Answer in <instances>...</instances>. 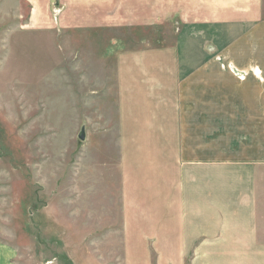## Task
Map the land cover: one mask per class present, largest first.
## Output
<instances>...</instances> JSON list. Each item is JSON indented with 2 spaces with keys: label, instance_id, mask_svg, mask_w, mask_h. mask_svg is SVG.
<instances>
[{
  "label": "rangeland",
  "instance_id": "1",
  "mask_svg": "<svg viewBox=\"0 0 264 264\" xmlns=\"http://www.w3.org/2000/svg\"><path fill=\"white\" fill-rule=\"evenodd\" d=\"M228 2L0 0V244L14 264L247 260L162 251L165 245L146 251L139 241L163 243L168 233L154 238V229L183 225L169 58L152 53L173 47ZM259 10L264 18V0ZM160 69L161 92H147L153 84L141 78L152 81ZM245 179L249 188L190 189L187 232L264 230V168Z\"/></svg>",
  "mask_w": 264,
  "mask_h": 264
},
{
  "label": "crops",
  "instance_id": "2",
  "mask_svg": "<svg viewBox=\"0 0 264 264\" xmlns=\"http://www.w3.org/2000/svg\"><path fill=\"white\" fill-rule=\"evenodd\" d=\"M190 27L192 32L180 35L173 47L152 53L169 58L171 141L183 225L178 232L154 229V238L168 233L163 235V243L151 242L145 234L139 235V241L146 251L152 246L161 252L158 246L165 245L162 251L172 253L235 252L243 254L239 259H247L240 260L241 264H264L261 228L186 230L190 189L249 188L251 184L244 178L264 168V18L259 0H229L218 6L215 18ZM193 30H205L207 35L199 38ZM207 30L216 31L217 36L210 37ZM158 71V78L152 77V81L151 76L141 78L143 83L153 84L147 92H161L163 71ZM161 101L160 97L152 104ZM194 173L202 175L195 178ZM173 204L169 197L167 210ZM251 214L243 212L245 218L253 219ZM197 217L192 220L198 221ZM13 258V251L0 244V264H14Z\"/></svg>",
  "mask_w": 264,
  "mask_h": 264
},
{
  "label": "water",
  "instance_id": "3",
  "mask_svg": "<svg viewBox=\"0 0 264 264\" xmlns=\"http://www.w3.org/2000/svg\"><path fill=\"white\" fill-rule=\"evenodd\" d=\"M79 138H80V141L84 140V136L83 135H81Z\"/></svg>",
  "mask_w": 264,
  "mask_h": 264
}]
</instances>
